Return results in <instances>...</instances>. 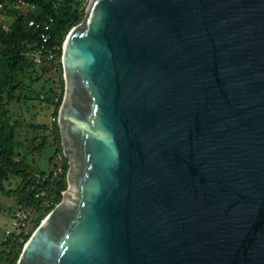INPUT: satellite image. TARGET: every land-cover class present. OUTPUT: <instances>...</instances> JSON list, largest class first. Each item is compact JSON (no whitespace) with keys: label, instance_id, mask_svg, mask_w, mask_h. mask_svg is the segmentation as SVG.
<instances>
[{"label":"water","instance_id":"obj_1","mask_svg":"<svg viewBox=\"0 0 264 264\" xmlns=\"http://www.w3.org/2000/svg\"><path fill=\"white\" fill-rule=\"evenodd\" d=\"M62 63L71 186L17 264H264V0H90Z\"/></svg>","mask_w":264,"mask_h":264},{"label":"trees","instance_id":"obj_2","mask_svg":"<svg viewBox=\"0 0 264 264\" xmlns=\"http://www.w3.org/2000/svg\"><path fill=\"white\" fill-rule=\"evenodd\" d=\"M89 2L90 0H0L1 11L5 17L12 18L9 27H6L5 22L0 25V192L9 197H17L20 205H24L29 213L23 222L25 226L22 224L16 238L5 243L6 248L0 252V264L18 263L33 232L62 201L63 195L59 190L65 191L68 188L67 175L70 167L65 153H62L61 169L51 174L33 169L25 159L20 158L17 131L21 124L11 113L9 103L17 92L24 90V77L35 72L37 65H44L47 70L55 69L59 90L46 93L44 99L53 106L54 136L58 141L62 138L58 118L65 93L63 48L69 32L85 18ZM31 21L50 26L48 47L55 48V58H50L48 53L39 55L43 29L31 26ZM38 57L40 64L36 62ZM27 126L34 129L47 127L45 124L35 123H27ZM59 149L63 151V146ZM13 176L21 178L23 185L15 190H8L5 183Z\"/></svg>","mask_w":264,"mask_h":264},{"label":"rangeland","instance_id":"obj_3","mask_svg":"<svg viewBox=\"0 0 264 264\" xmlns=\"http://www.w3.org/2000/svg\"><path fill=\"white\" fill-rule=\"evenodd\" d=\"M4 22L9 27L12 18L7 16ZM36 62L40 64L39 61ZM28 76L24 77V90L17 92L16 97L9 103L11 113L21 124L17 131L18 152L20 158L25 159L33 169L51 174L62 167L64 145L62 138L58 141L54 136L53 106L44 96L52 90H59L58 77L55 69L47 70L44 65H37L36 71ZM27 123L45 124L47 127L34 129L29 128ZM62 146L63 151L59 149ZM69 164L71 167L70 160ZM5 184L8 190H15L23 185L21 178L17 176H13ZM69 186L71 185L68 182ZM28 216L25 206L20 205L17 197H9L0 192V252L6 248L5 243L9 239L16 238Z\"/></svg>","mask_w":264,"mask_h":264},{"label":"built area","instance_id":"obj_4","mask_svg":"<svg viewBox=\"0 0 264 264\" xmlns=\"http://www.w3.org/2000/svg\"><path fill=\"white\" fill-rule=\"evenodd\" d=\"M5 19V15L3 14V12L1 11L0 8V25L4 22ZM31 26H34L38 29H43V33H42V40L43 43L41 45V48L39 50V55L40 53H48L50 58H55L56 57V53L54 52L55 48L50 49L48 47V42L50 40V34L48 33V31L50 30V26L49 25H44L43 23H37L35 21H31L30 22ZM38 61H40V58L38 57ZM25 226V224H23ZM25 233H28V230H25Z\"/></svg>","mask_w":264,"mask_h":264}]
</instances>
